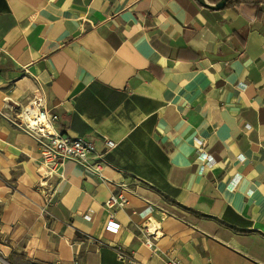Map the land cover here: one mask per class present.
I'll return each instance as SVG.
<instances>
[{"label":"crops","instance_id":"0c3cea01","mask_svg":"<svg viewBox=\"0 0 264 264\" xmlns=\"http://www.w3.org/2000/svg\"><path fill=\"white\" fill-rule=\"evenodd\" d=\"M37 93L93 141L87 165H43L18 124ZM117 250L264 264V0H0V264H123Z\"/></svg>","mask_w":264,"mask_h":264},{"label":"built area","instance_id":"2783aa9c","mask_svg":"<svg viewBox=\"0 0 264 264\" xmlns=\"http://www.w3.org/2000/svg\"><path fill=\"white\" fill-rule=\"evenodd\" d=\"M58 115L47 109L41 94H33L29 104L22 110L18 124L31 133L41 145L43 165L49 169V172H56L55 164H60L63 159H72L79 163L87 165V162L94 152V143L79 137H70L58 130L56 122ZM108 146L112 147L114 143L111 140L106 141ZM197 158L204 165H212L213 159L203 149L202 142L197 141ZM203 169V167H202ZM127 204L126 197L121 194H111L104 201L107 208H122ZM105 229L109 232L116 233L119 229V223L110 215ZM149 230L145 233L144 243L151 247L156 234H151ZM117 258L123 263L131 262L132 257L121 250L116 251ZM179 264L178 260L172 262Z\"/></svg>","mask_w":264,"mask_h":264},{"label":"trees","instance_id":"16d2710c","mask_svg":"<svg viewBox=\"0 0 264 264\" xmlns=\"http://www.w3.org/2000/svg\"><path fill=\"white\" fill-rule=\"evenodd\" d=\"M219 0H209L210 3L215 4ZM259 0H227L224 7L230 5H239V4H247V5H255Z\"/></svg>","mask_w":264,"mask_h":264},{"label":"water","instance_id":"95a60500","mask_svg":"<svg viewBox=\"0 0 264 264\" xmlns=\"http://www.w3.org/2000/svg\"><path fill=\"white\" fill-rule=\"evenodd\" d=\"M199 1H200L201 4H204L207 7H210V8H213L215 10H218V9L224 8L225 3H226L227 0H219L218 2H216L215 4H212V5H208L207 3L204 2V0H199ZM149 231L153 232L154 229L152 228Z\"/></svg>","mask_w":264,"mask_h":264}]
</instances>
